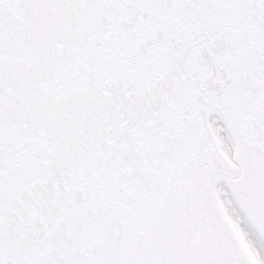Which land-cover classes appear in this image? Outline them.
Listing matches in <instances>:
<instances>
[{
    "label": "snow or ice",
    "instance_id": "snow-or-ice-1",
    "mask_svg": "<svg viewBox=\"0 0 264 264\" xmlns=\"http://www.w3.org/2000/svg\"><path fill=\"white\" fill-rule=\"evenodd\" d=\"M258 233L264 0H0V264H264Z\"/></svg>",
    "mask_w": 264,
    "mask_h": 264
},
{
    "label": "water",
    "instance_id": "water-1",
    "mask_svg": "<svg viewBox=\"0 0 264 264\" xmlns=\"http://www.w3.org/2000/svg\"><path fill=\"white\" fill-rule=\"evenodd\" d=\"M233 195H234V198L237 200V202L240 204L241 209H243L244 205H243V202L241 201L239 195L238 194H235V193ZM259 234L261 235V237L264 240V233H259Z\"/></svg>",
    "mask_w": 264,
    "mask_h": 264
},
{
    "label": "bare ground",
    "instance_id": "bare-ground-1",
    "mask_svg": "<svg viewBox=\"0 0 264 264\" xmlns=\"http://www.w3.org/2000/svg\"><path fill=\"white\" fill-rule=\"evenodd\" d=\"M222 207V206H221ZM223 209V208H222ZM231 222V221H230Z\"/></svg>",
    "mask_w": 264,
    "mask_h": 264
}]
</instances>
